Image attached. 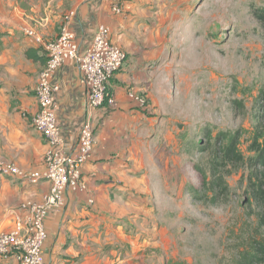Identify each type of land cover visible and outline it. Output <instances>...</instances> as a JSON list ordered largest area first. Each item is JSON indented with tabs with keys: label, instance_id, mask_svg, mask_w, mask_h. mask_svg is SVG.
Segmentation results:
<instances>
[{
	"label": "crops",
	"instance_id": "1",
	"mask_svg": "<svg viewBox=\"0 0 264 264\" xmlns=\"http://www.w3.org/2000/svg\"><path fill=\"white\" fill-rule=\"evenodd\" d=\"M122 9L115 15L102 0H0V161L27 172L41 170L48 147L33 127L38 111L35 90L46 51L22 33L24 27L34 28L44 42H51L59 37L66 15L75 11L70 29L77 33L82 53L105 24L111 41L127 54L108 83L112 106L89 107L76 61L54 74L53 103L66 147L76 150L87 123L92 125L96 147L83 170L86 190L68 193L65 205L47 217L43 255L49 264H151L141 258L161 247L149 209L157 185L149 181L146 159L149 153H159L163 140L171 146L182 132L179 125L166 127L156 117L162 103L171 98L163 93L162 74L171 69L166 65V28L174 3L123 0ZM28 51L37 59H29ZM132 96L145 99L146 105ZM49 190L47 183L29 185L1 178L0 233L11 231L24 215L19 210L23 202L39 203Z\"/></svg>",
	"mask_w": 264,
	"mask_h": 264
},
{
	"label": "rangeland",
	"instance_id": "2",
	"mask_svg": "<svg viewBox=\"0 0 264 264\" xmlns=\"http://www.w3.org/2000/svg\"><path fill=\"white\" fill-rule=\"evenodd\" d=\"M171 2L174 12L166 28V65L171 69L162 74L163 93L171 98L161 102L156 117L166 127L179 125L182 132L171 146L163 140L159 153L146 159L149 181L157 185L149 209L161 247L141 260L238 264L242 254L264 239L259 223L263 208L250 183V160L257 157L254 137L264 131V25L257 18L264 12V0ZM235 133L241 135L244 162L217 165V175L227 182L226 194L216 205L199 200L192 188L201 196L212 193L204 189L196 167L212 182L217 139Z\"/></svg>",
	"mask_w": 264,
	"mask_h": 264
},
{
	"label": "built area",
	"instance_id": "3",
	"mask_svg": "<svg viewBox=\"0 0 264 264\" xmlns=\"http://www.w3.org/2000/svg\"><path fill=\"white\" fill-rule=\"evenodd\" d=\"M115 15H121L122 0H102ZM76 12L65 17L59 37L44 42L42 36L32 27H24L22 32L36 43L42 44L46 51L47 62L39 74L35 90L38 111L33 117L34 129L47 143L44 166L41 170L27 172L17 165L0 161V179L19 180L29 185L47 183L49 192L39 203L23 202L19 210L24 213L18 217L9 232L0 233V261L15 260L18 264H49L45 261L43 250L48 239L46 220L51 210L65 205L68 193L77 194L86 190L82 181L85 165L92 159L96 141L92 125L87 123L80 131L77 148L69 150L57 126V106L53 103L55 88L52 84L54 74L64 64L76 61L84 81L88 105L101 109L106 104L114 105L108 97V83L122 68L127 59L126 52L111 41L107 25H100L93 43L81 52V44L75 31L70 29ZM146 105L143 98H136Z\"/></svg>",
	"mask_w": 264,
	"mask_h": 264
},
{
	"label": "trees",
	"instance_id": "4",
	"mask_svg": "<svg viewBox=\"0 0 264 264\" xmlns=\"http://www.w3.org/2000/svg\"><path fill=\"white\" fill-rule=\"evenodd\" d=\"M258 20L264 25V12L257 15ZM27 57L29 59H37L32 51L27 52ZM260 124L264 122V113L260 116ZM241 135L240 133H235V135H220L217 139V144L212 150L213 154V178L212 182H208L207 175L200 167H196L197 171L201 174L202 183L208 188V192H211V196L208 197L207 194L201 196L200 191L195 188L191 189L192 195H194L199 200L208 199L211 204L216 205L218 198L222 194H226L228 190L227 182L225 176L217 175V165L219 167H226L228 165L238 166L244 162V156L239 151ZM218 142H221V146ZM262 142V143H260ZM253 149L257 152V157L250 160L251 166L254 169L250 176V183L255 185V197L260 201L263 214L260 217V226L264 227V131L259 130L257 135L254 137ZM253 179L255 183H253ZM199 195V196H198ZM203 198V199H202ZM238 264H264V239L256 241L252 246L250 251H246L242 254V257Z\"/></svg>",
	"mask_w": 264,
	"mask_h": 264
}]
</instances>
